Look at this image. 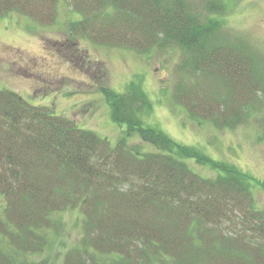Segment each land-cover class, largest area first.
I'll return each instance as SVG.
<instances>
[{"label":"trees","instance_id":"obj_1","mask_svg":"<svg viewBox=\"0 0 264 264\" xmlns=\"http://www.w3.org/2000/svg\"><path fill=\"white\" fill-rule=\"evenodd\" d=\"M59 1L0 0V17L19 12L52 23ZM68 1L80 15L70 21V38L142 52L181 48L180 68L194 84L184 72L176 96L193 117L218 124L219 104L223 126L235 127L248 114L216 87L204 90L195 75L225 81L219 84L260 109L253 93L264 94V79L245 47L221 41L220 20L201 21L182 0ZM103 92L126 136L138 134L157 151L124 137L113 145L0 89V264H264V210L255 207L254 179L145 125L140 114L150 113L152 102L135 82L125 93ZM187 159L217 174L203 176ZM67 211L78 212L81 233L75 245L56 250Z\"/></svg>","mask_w":264,"mask_h":264},{"label":"rangeland","instance_id":"obj_2","mask_svg":"<svg viewBox=\"0 0 264 264\" xmlns=\"http://www.w3.org/2000/svg\"><path fill=\"white\" fill-rule=\"evenodd\" d=\"M182 2L191 13L198 14L201 21L220 20L222 29L218 35L221 41L245 47L258 70V79H264V0ZM213 2L222 6H212ZM79 19V13L73 11L68 0L59 1L57 18L52 23H41L19 12L2 15L0 89L16 91L33 105L48 106L56 114L75 120L81 128L107 137L113 145L124 137L129 145L157 151L138 134L126 136V125H118L111 118L103 88L125 93L135 82L152 102V111L140 114L145 125L154 126L218 161L235 164L254 179L251 190L255 207L264 210L263 92L253 93L261 104L255 113L246 99H241L243 96L237 89L236 94L233 89L227 90V86L219 84L225 81L212 75H195L194 79H201L204 90L212 91L211 87H216L219 97L232 101L236 110L248 113H243L244 119L235 127L223 126L224 107L218 104V113L215 112L219 114L218 124L207 115L197 119L176 96L183 73L187 76V84L191 77L187 68H180L184 56L181 48L155 46L142 52L127 46L97 44L87 38H70V21ZM186 161L203 176L217 174L193 159ZM61 219L66 226L63 224L60 229L56 250L63 249V243L68 247L75 245L81 233L78 212L67 211Z\"/></svg>","mask_w":264,"mask_h":264}]
</instances>
